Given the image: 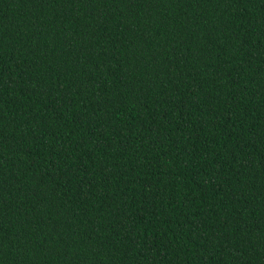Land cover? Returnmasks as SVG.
I'll list each match as a JSON object with an SVG mask.
<instances>
[{
    "label": "trees",
    "instance_id": "obj_1",
    "mask_svg": "<svg viewBox=\"0 0 264 264\" xmlns=\"http://www.w3.org/2000/svg\"><path fill=\"white\" fill-rule=\"evenodd\" d=\"M0 264H264V0H0Z\"/></svg>",
    "mask_w": 264,
    "mask_h": 264
}]
</instances>
